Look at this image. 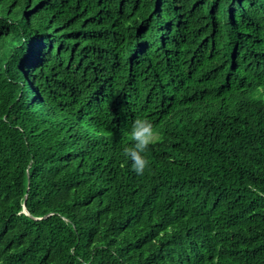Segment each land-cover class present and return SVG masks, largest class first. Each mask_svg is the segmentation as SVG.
<instances>
[{"label": "trees", "instance_id": "1", "mask_svg": "<svg viewBox=\"0 0 264 264\" xmlns=\"http://www.w3.org/2000/svg\"><path fill=\"white\" fill-rule=\"evenodd\" d=\"M0 264H264V0H0Z\"/></svg>", "mask_w": 264, "mask_h": 264}, {"label": "clouds", "instance_id": "2", "mask_svg": "<svg viewBox=\"0 0 264 264\" xmlns=\"http://www.w3.org/2000/svg\"><path fill=\"white\" fill-rule=\"evenodd\" d=\"M128 135L134 143L131 147H125L123 154L131 161L132 170L137 175H143L145 169L149 167V161L143 153L154 142L157 135L153 123L147 118L138 117L132 121ZM249 188L257 191L252 185H249Z\"/></svg>", "mask_w": 264, "mask_h": 264}, {"label": "water", "instance_id": "3", "mask_svg": "<svg viewBox=\"0 0 264 264\" xmlns=\"http://www.w3.org/2000/svg\"><path fill=\"white\" fill-rule=\"evenodd\" d=\"M24 211H25V208H24Z\"/></svg>", "mask_w": 264, "mask_h": 264}]
</instances>
